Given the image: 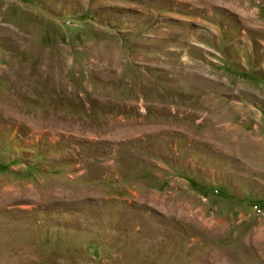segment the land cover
Listing matches in <instances>:
<instances>
[{
	"label": "rangeland",
	"instance_id": "rangeland-1",
	"mask_svg": "<svg viewBox=\"0 0 264 264\" xmlns=\"http://www.w3.org/2000/svg\"><path fill=\"white\" fill-rule=\"evenodd\" d=\"M0 264H264V0H0Z\"/></svg>",
	"mask_w": 264,
	"mask_h": 264
}]
</instances>
